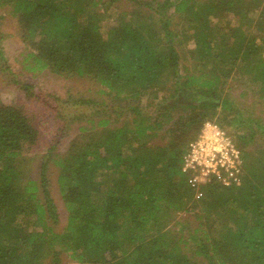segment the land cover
<instances>
[{"label": "trees", "instance_id": "obj_1", "mask_svg": "<svg viewBox=\"0 0 264 264\" xmlns=\"http://www.w3.org/2000/svg\"><path fill=\"white\" fill-rule=\"evenodd\" d=\"M0 9L24 45L15 62L90 81L100 99L70 95L93 111L60 115L44 147L36 116L0 101V264H62L63 254L78 264H264V149L249 147L264 132L254 111L264 113V0H0ZM3 40L0 29V70L14 76ZM207 121L232 135L242 180L198 196L181 162Z\"/></svg>", "mask_w": 264, "mask_h": 264}, {"label": "rangeland", "instance_id": "obj_2", "mask_svg": "<svg viewBox=\"0 0 264 264\" xmlns=\"http://www.w3.org/2000/svg\"><path fill=\"white\" fill-rule=\"evenodd\" d=\"M124 9H126V6L121 4L118 6L117 10L114 11V14H116L117 11L119 12ZM177 20L178 19L175 18L173 21L177 22ZM111 22L112 20L104 21L102 26L105 28L106 25ZM0 24V29L4 36L2 49L10 66H12V72L14 73L13 76L10 72L4 73L0 70V101L10 105L18 103L24 107L29 115H35L37 125L41 126L42 130V145H45L53 137V132H55L56 127L61 124L60 121L62 118L60 115H67V119L71 122L74 120V116H80V113L89 114L93 111L91 106L81 104L74 105L70 102H65V100L67 101L71 95V98L74 99L93 98L99 101L100 99L96 92L97 88L93 83L84 79H77L75 77L65 78L49 72L33 74L24 70L21 64L14 60V58L24 50V45L19 37L16 19L7 9H0ZM19 59L21 60V57ZM12 80L21 81V84L31 83V93L25 94V92L19 88V85L13 83ZM231 99L235 106L245 104L247 110L251 106V101L244 97L239 98L238 92L236 91H232ZM254 111L255 114L260 115L264 121V113L261 114L259 108ZM81 116H83V114H81ZM81 118L76 119L75 122L71 124L70 128L72 129H69V136L63 140L61 148L65 147L67 142L73 138L77 125L81 124ZM249 147L252 150L264 149L263 131L261 132V130H257V134ZM36 164L37 161L34 162V173L36 172ZM33 177H36V174H33ZM50 177L51 194L60 215V221L55 228V231L61 232L67 222V212L56 181L57 171L52 169ZM177 220L190 227V222H193L194 219L191 218L190 214L181 213L178 215ZM61 259L62 264H78L69 259L66 254H63ZM202 264L205 263L202 262Z\"/></svg>", "mask_w": 264, "mask_h": 264}, {"label": "built area", "instance_id": "obj_3", "mask_svg": "<svg viewBox=\"0 0 264 264\" xmlns=\"http://www.w3.org/2000/svg\"><path fill=\"white\" fill-rule=\"evenodd\" d=\"M242 155L233 137L217 123L207 121L182 156L181 171L190 188L200 195L201 186L217 183L238 186L242 180Z\"/></svg>", "mask_w": 264, "mask_h": 264}]
</instances>
